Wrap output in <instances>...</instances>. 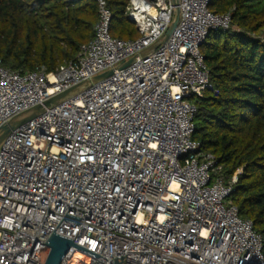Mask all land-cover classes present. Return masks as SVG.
Returning a JSON list of instances; mask_svg holds the SVG:
<instances>
[{"label": "built area", "instance_id": "built-area-1", "mask_svg": "<svg viewBox=\"0 0 264 264\" xmlns=\"http://www.w3.org/2000/svg\"><path fill=\"white\" fill-rule=\"evenodd\" d=\"M97 3L94 37L55 71L10 70L0 59V126L129 60L162 37L176 9L180 17L155 51L6 139L0 264H45L58 225L102 255L72 247L61 264H264L263 235L229 201L238 173L227 177L193 139L196 102L212 88L201 48L211 31L232 28L231 13L211 11V0H128L139 37L124 40L111 35L108 0Z\"/></svg>", "mask_w": 264, "mask_h": 264}, {"label": "trees", "instance_id": "trees-1", "mask_svg": "<svg viewBox=\"0 0 264 264\" xmlns=\"http://www.w3.org/2000/svg\"><path fill=\"white\" fill-rule=\"evenodd\" d=\"M128 0H108L116 38L137 39ZM232 28L211 31L201 50L212 88L197 103L193 139L224 174L238 173L229 197L264 237V0H211ZM97 0H0V59L10 69L55 71L94 37ZM115 26V30L113 29Z\"/></svg>", "mask_w": 264, "mask_h": 264}, {"label": "water", "instance_id": "water-1", "mask_svg": "<svg viewBox=\"0 0 264 264\" xmlns=\"http://www.w3.org/2000/svg\"><path fill=\"white\" fill-rule=\"evenodd\" d=\"M173 3L175 5H178V0H173ZM179 17H180L179 9H176L175 19L172 22L171 26L167 29V31L162 35V37L157 42L152 44L150 47L144 49L143 51H141L137 54H135L129 60L123 61L118 66H116L115 68L109 69L104 73H101L99 75L88 78V79H86V80H84V81H82V82L62 91V92H60V93H57L54 96L46 99L43 103L34 105V106L16 114L15 116L11 117L10 119H8L5 123H3L0 126V151L2 149L3 144L5 143L6 139L16 129L20 128L21 126L25 125L26 123L30 122L31 120L39 117L40 115L45 113L48 109L54 108L55 106L66 101L67 99H69V98L75 96L76 94L88 89L89 87H91L92 85L102 81L103 79L110 77L115 72H118V71H121V70L127 68L128 66L132 65L133 63H135L139 59H141V58L147 56L148 54L152 53L153 51H155L163 42H165L170 37V35L172 34V32L174 31V29L177 26ZM63 219L81 224L80 223L81 217H77V216H74V215H71L68 213L64 216ZM62 220H61V222H62ZM57 227H56V229H57ZM55 230L53 231L51 236L48 238L46 243L43 242L44 244L48 245L50 248V252H49V255L47 257L45 264H61L63 262L65 255L67 254V252L72 247H77V248H79V249H81L87 253H90L96 257L102 256V255H99V254H97V253H95V252H93V251H91V250H89L83 246L77 245L76 242L74 241V239L56 234ZM119 264H121V262H119Z\"/></svg>", "mask_w": 264, "mask_h": 264}, {"label": "bare ground", "instance_id": "bare-ground-1", "mask_svg": "<svg viewBox=\"0 0 264 264\" xmlns=\"http://www.w3.org/2000/svg\"><path fill=\"white\" fill-rule=\"evenodd\" d=\"M77 257L85 258V256H84L83 254H81V253H78V254H77ZM75 261H76V259H75Z\"/></svg>", "mask_w": 264, "mask_h": 264}, {"label": "rangeland", "instance_id": "rangeland-1", "mask_svg": "<svg viewBox=\"0 0 264 264\" xmlns=\"http://www.w3.org/2000/svg\"><path fill=\"white\" fill-rule=\"evenodd\" d=\"M114 30H115V26H114V28H113ZM111 35L113 36V37H115L113 34H112V32H111Z\"/></svg>", "mask_w": 264, "mask_h": 264}]
</instances>
